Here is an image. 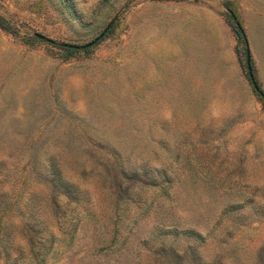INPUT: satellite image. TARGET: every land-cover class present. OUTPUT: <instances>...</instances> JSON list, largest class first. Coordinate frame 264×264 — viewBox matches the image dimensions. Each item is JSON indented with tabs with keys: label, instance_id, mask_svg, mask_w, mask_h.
<instances>
[{
	"label": "rangeland",
	"instance_id": "374dc122",
	"mask_svg": "<svg viewBox=\"0 0 264 264\" xmlns=\"http://www.w3.org/2000/svg\"><path fill=\"white\" fill-rule=\"evenodd\" d=\"M247 49L264 0H0V264H264Z\"/></svg>",
	"mask_w": 264,
	"mask_h": 264
},
{
	"label": "trees",
	"instance_id": "16d2710c",
	"mask_svg": "<svg viewBox=\"0 0 264 264\" xmlns=\"http://www.w3.org/2000/svg\"><path fill=\"white\" fill-rule=\"evenodd\" d=\"M66 50H68L69 52L76 51L75 49H72V48H66ZM84 50H88V48H85ZM48 164H49L48 170L46 171V173H47L48 180L52 183L53 189L56 190V194H54V197L56 198L57 196L62 195L67 199L77 198L78 194H77L76 190L69 183L68 179L62 173V170L60 169L58 163L53 158H51L49 160ZM130 172H133V171H130ZM133 173L136 174V171L134 170ZM120 174L124 176V175H128L130 173L125 171L124 169H120ZM22 179H23L22 180L23 182H26V174L23 175ZM59 209H60V207H57L56 211H58ZM15 210H16V208H14V206H12V205H4V206L0 207V245H1V242L3 240V235L6 233L5 229L7 228V225L9 224L8 220H9L10 216L13 215ZM34 257L36 258L37 255Z\"/></svg>",
	"mask_w": 264,
	"mask_h": 264
},
{
	"label": "water",
	"instance_id": "95a60500",
	"mask_svg": "<svg viewBox=\"0 0 264 264\" xmlns=\"http://www.w3.org/2000/svg\"><path fill=\"white\" fill-rule=\"evenodd\" d=\"M111 25L108 24L104 30L97 36L95 37L93 40H91L90 42H87L86 44H82V45H76V44H68V43H62L61 45L63 46H66V47H71V48H86V47H89L91 45H93L98 39H100L101 37H103L104 33L106 32V30L109 28V26ZM237 26L239 27V29L241 30V32L243 33V30L241 29L240 25L237 23ZM36 36H39L40 38H43L47 41H50L52 42L53 40H51L50 38L44 36V35H41L39 33H35ZM246 65H247V70H248V75H249V78L253 84V87L256 91L259 92V94L261 96L264 97V93L259 89L258 85H257V82L255 81V78H254V75H253V72H252V67H251V64H250V52H249V49L246 50Z\"/></svg>",
	"mask_w": 264,
	"mask_h": 264
}]
</instances>
